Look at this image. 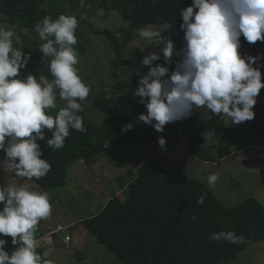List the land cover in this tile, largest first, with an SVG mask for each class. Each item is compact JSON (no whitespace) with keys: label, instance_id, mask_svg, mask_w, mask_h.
Segmentation results:
<instances>
[{"label":"clouds","instance_id":"obj_1","mask_svg":"<svg viewBox=\"0 0 264 264\" xmlns=\"http://www.w3.org/2000/svg\"><path fill=\"white\" fill-rule=\"evenodd\" d=\"M184 33L183 45L177 49L172 39L162 34L175 32L165 21L139 29V36L159 52L150 51L141 64L147 68L140 76L134 98L146 113L139 122L163 132L165 126L190 118L198 110L205 120L212 116L228 118L232 125L255 119L254 107L264 89L262 56L242 54L241 37L249 44L264 43V0H192L180 9ZM79 27L75 15L61 13L57 19L45 16L34 25L42 43L38 50L50 58L51 79L39 74L22 75L31 62V54L22 51L20 37L13 27L0 26V170L11 172L20 183H0V264H54L48 252L37 250L38 225L53 214L50 194L35 190L28 183L40 181L52 165L42 158L39 141L53 150L64 147L70 130L86 132L83 102L92 93V86L79 74V52L74 47ZM149 48V47H148ZM179 57L173 67V56ZM163 60V63H156ZM57 99L64 101L55 115ZM134 125H123L128 132ZM46 132L51 138L46 139ZM202 135L206 143L213 141L211 128ZM162 149L163 137L158 139ZM220 179L208 177L209 188ZM206 193L197 200L203 204ZM195 219V217H193ZM13 250L9 252L8 238ZM214 241L238 245L245 237L234 231H220L210 236Z\"/></svg>","mask_w":264,"mask_h":264},{"label":"trees","instance_id":"obj_2","mask_svg":"<svg viewBox=\"0 0 264 264\" xmlns=\"http://www.w3.org/2000/svg\"><path fill=\"white\" fill-rule=\"evenodd\" d=\"M45 1L0 0V12L13 18L12 25L17 32L20 31L21 43L22 39L28 38V34H36L34 25L42 22L46 16L43 11ZM81 1L50 2L54 8L73 10L79 8ZM91 1L99 2L106 16L110 12L122 14L125 26L122 25L119 31L123 35L109 29H99L95 33L109 40L118 62L133 72L132 83L129 91L121 98L109 99L103 92L96 99V106L109 118L104 125L84 117L87 131L70 130L60 150H53L47 147L46 141H39L44 153L42 158L48 160L52 169L40 181L32 182L44 190L61 188L67 183L68 169L72 162L98 158L111 145L129 144L135 140L158 143V139L163 137L166 145L184 140L185 151L198 158L201 153H205L202 133L208 128L215 131L214 139L221 143L227 140L236 143L238 152L256 147L254 137L246 139L248 132L229 128L214 121L213 116L205 120L196 112L188 119L177 121L176 127L166 125L163 132H157L153 127L139 122L137 117L146 113V109L132 93L140 79L136 73L142 71V74H146L148 71L141 64L143 56L148 53L137 49L126 54L125 48L134 37L132 31L147 25L159 27V17L178 0H86V14H90L88 5ZM242 41L246 50L264 57V43L249 44L243 37ZM156 63H163V60ZM42 75L51 79L49 71ZM260 96L264 97V89ZM57 105V109L50 110L53 115L59 107L65 106V102L57 99ZM205 114L211 115L207 112ZM79 115L82 116L83 112ZM117 118L119 125L114 129L111 123ZM126 124L134 125L133 129L123 132L121 128ZM263 126L261 124L260 128ZM46 135V139L51 138L50 132H46ZM1 154L4 157V153ZM205 193L204 203L198 204L197 200ZM211 201L212 191L206 184L173 176L162 157L155 156L139 165L134 179L128 184L124 200L111 198L103 210L93 217L83 219L81 224L108 253L115 255L124 264H221L235 259L251 245L264 241V205L258 200H245L225 210L224 215L220 219L216 218V221H210L206 214ZM220 231H234L238 236L245 237L246 242L234 245L210 239L213 233ZM8 240L7 250H13L11 238ZM37 250L41 254L44 252L39 247Z\"/></svg>","mask_w":264,"mask_h":264},{"label":"rangeland","instance_id":"obj_3","mask_svg":"<svg viewBox=\"0 0 264 264\" xmlns=\"http://www.w3.org/2000/svg\"><path fill=\"white\" fill-rule=\"evenodd\" d=\"M50 1L46 0L43 6L46 16L55 20L64 12L75 15L78 19L79 27L76 30L78 42L74 46L79 52L77 67L81 77L92 86V93L83 102L82 117L83 120L85 117L104 125L109 118L96 106V99L100 98L103 92L109 99L121 98L129 91L133 72L118 62L109 40L95 32L99 29H109L123 35L119 31L124 25L122 14L110 12L106 16L97 1L89 3L90 14H86L84 10L86 0H82L79 8L73 10L54 8ZM191 3L192 0H178L159 17L160 26L168 21L173 29L176 27L175 32L166 31L162 35L172 39L177 49L182 47L184 36L179 28L182 23L180 9L188 7ZM13 21V18L0 12V26L13 27L20 36V31L18 30V34L12 25ZM138 30L132 31L134 37L125 48V53L137 49L146 53L159 52V48L151 47L146 40L140 38ZM40 43L42 41L38 34L30 33L18 46L22 51L31 54V62L25 71L22 70V75L38 76L49 71L50 58H43V54L37 49ZM241 43L242 54L258 56L257 53L244 48L242 37ZM172 59L175 62L179 57L174 55ZM260 63L262 64V60ZM199 111L207 112L198 110L196 113L201 114ZM254 111L256 113L254 120L239 125H232L228 118L213 116L214 121L229 128L248 132L246 139L249 140L251 137L256 139V147L244 152H238L236 143L231 140L221 143L213 138L210 143L202 141L205 153L196 158L185 151L184 140H176L162 149L159 143L142 139L129 144L111 145L103 155L95 159L72 162L68 169L67 183L61 188L44 190L34 182H28L35 190L47 191L53 204L52 216L41 221L37 231V237L49 239L53 244L49 241L50 246H46L41 237L38 247L48 252L54 264H124L115 255L108 253L105 247L82 227L80 220L98 214L113 197L124 200L128 184L134 179L139 165L155 156L162 157L173 176L193 179L208 187L209 175L218 174L220 179L214 188H210L212 201L206 212L210 221L220 219L225 210L248 199H256L264 205V126L260 128V125L264 124V97H258ZM117 121L118 118L112 121V128H117L119 125ZM171 125L176 127L178 124L175 122ZM3 158L0 152V159ZM0 183L16 184L20 181L14 178L13 173L0 170ZM59 226L64 230L57 231ZM66 235L70 236L68 242L65 240ZM221 264H264V241L251 245L235 259Z\"/></svg>","mask_w":264,"mask_h":264},{"label":"crops","instance_id":"obj_4","mask_svg":"<svg viewBox=\"0 0 264 264\" xmlns=\"http://www.w3.org/2000/svg\"><path fill=\"white\" fill-rule=\"evenodd\" d=\"M244 152V151H243ZM82 221V219L80 220V222ZM41 237L42 236H39V237H37L38 239H41ZM43 238V237H42ZM43 240H44V242H45V245L46 246H50L49 244H48V242L50 241L49 239H46V238H43ZM52 244H53V242L52 241H50ZM53 247V246H52ZM42 249V248H41ZM44 251V250H43Z\"/></svg>","mask_w":264,"mask_h":264},{"label":"built area","instance_id":"obj_5","mask_svg":"<svg viewBox=\"0 0 264 264\" xmlns=\"http://www.w3.org/2000/svg\"><path fill=\"white\" fill-rule=\"evenodd\" d=\"M62 230H64V229H63V227H61V226H59V227L57 228V231H62ZM65 240H67V242H68V240H70V236H69V235H66Z\"/></svg>","mask_w":264,"mask_h":264}]
</instances>
